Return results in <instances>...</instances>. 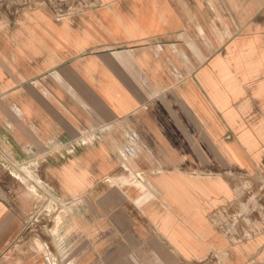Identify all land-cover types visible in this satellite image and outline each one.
Returning <instances> with one entry per match:
<instances>
[{"label": "crops", "instance_id": "0c3cea01", "mask_svg": "<svg viewBox=\"0 0 264 264\" xmlns=\"http://www.w3.org/2000/svg\"><path fill=\"white\" fill-rule=\"evenodd\" d=\"M0 264H264V0H0Z\"/></svg>", "mask_w": 264, "mask_h": 264}, {"label": "rangeland", "instance_id": "374dc122", "mask_svg": "<svg viewBox=\"0 0 264 264\" xmlns=\"http://www.w3.org/2000/svg\"><path fill=\"white\" fill-rule=\"evenodd\" d=\"M7 172V175H10L8 169H5ZM25 170V172L27 173L26 176L24 174H15L17 177H19L24 183H26L25 188L30 191V197H35V202H37L40 198L38 196V191L36 186L31 182V184H28V177L31 178V180H36L34 177V174L32 172H29L30 169H23ZM28 175V177H27ZM22 176V177H21ZM25 177V178H24ZM27 178V179H26ZM256 209H258V204L255 205ZM49 208L51 209V211L53 212L56 207L54 206V204H50ZM248 211L246 210H239L238 212H235V216H233L232 218H230L229 223L227 225V230L234 234L236 232L240 233L239 227L242 225L243 222L247 221L246 215H247Z\"/></svg>", "mask_w": 264, "mask_h": 264}, {"label": "bare ground", "instance_id": "6f19581e", "mask_svg": "<svg viewBox=\"0 0 264 264\" xmlns=\"http://www.w3.org/2000/svg\"><path fill=\"white\" fill-rule=\"evenodd\" d=\"M85 138H86V137H85ZM85 138H84V139H85ZM80 139H81V138H80ZM31 164H32V163H31ZM29 172H31V171H29ZM15 174H18V173H15ZM21 177H22V176H21Z\"/></svg>", "mask_w": 264, "mask_h": 264}]
</instances>
